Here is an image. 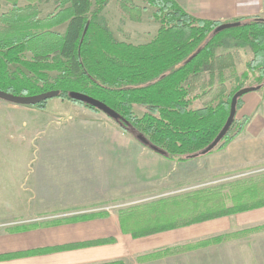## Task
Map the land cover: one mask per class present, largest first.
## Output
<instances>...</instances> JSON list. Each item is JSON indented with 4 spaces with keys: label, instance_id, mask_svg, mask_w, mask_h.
I'll list each match as a JSON object with an SVG mask.
<instances>
[{
    "label": "trees",
    "instance_id": "1",
    "mask_svg": "<svg viewBox=\"0 0 264 264\" xmlns=\"http://www.w3.org/2000/svg\"><path fill=\"white\" fill-rule=\"evenodd\" d=\"M11 9L0 16V92L33 96L58 91L62 100L78 102L72 92L92 96L115 110L118 126L135 139L142 136L148 149L170 160L189 161L225 149L246 126L249 118H235L228 133L208 153L205 150L223 130L230 115L232 97L244 87L264 89V17L236 20L229 28L189 14L176 0H145L153 8L151 19L159 24L152 41L133 44L120 41L103 10L112 0H56L55 12L40 17L41 0H5ZM121 8L136 21L142 9L131 0ZM129 5V6H127ZM146 9V8H145ZM67 23L64 34L55 31ZM249 47L253 58L237 75L233 47ZM222 49L227 51L222 52ZM221 52V53H220ZM31 53L30 59L26 57ZM231 69L232 87L227 95L201 108L193 106L191 80ZM227 79L220 84L228 87ZM50 99L34 104L46 110ZM239 99L237 109L240 107ZM136 108L144 113L139 116ZM264 207V174L240 178L170 196L119 212L123 233L134 238L170 231L207 220ZM106 212L35 222L12 232L79 223L107 217ZM264 230V225L218 235L196 243L168 247L138 258L140 262L220 244ZM96 239L0 255V260L85 248L115 242ZM103 264H124L112 261Z\"/></svg>",
    "mask_w": 264,
    "mask_h": 264
},
{
    "label": "crops",
    "instance_id": "2",
    "mask_svg": "<svg viewBox=\"0 0 264 264\" xmlns=\"http://www.w3.org/2000/svg\"><path fill=\"white\" fill-rule=\"evenodd\" d=\"M2 1L5 2V0H0V16L3 13L9 11L7 9H2L1 6L5 5ZM176 1L192 16L199 19L212 20L220 23H231L239 19L255 16L264 17V0ZM26 3L24 4L26 5ZM53 12H55V10L45 15H40V17H46ZM152 24L153 23H146V25L144 24L145 26L142 30H140L141 33L139 32L140 36L137 38H132V40L120 38L117 37V35L115 36L120 41L130 42L133 44H145L152 41L158 32L159 24L158 26L156 24ZM59 27H63L64 30L62 31ZM59 27H56L54 30L64 34L67 28V23ZM143 31L144 34L142 33ZM140 37H142L144 42L137 41L140 39ZM230 51L233 53L237 75H240L246 69L242 71L238 69L236 62V52H233L232 50ZM234 77L235 76H233L231 69H226L221 73L220 71H216L214 75H210L209 73L205 72L194 77L190 82L193 106L195 108H201L214 100L220 99L222 96H226L230 83L233 79H235ZM225 79H227L225 83L228 86L227 88L220 84V82L222 80L224 81ZM24 109L35 110V107H28L20 104H0V136L2 135V129L4 128L3 122L1 120H6V117L2 114L21 111ZM67 109L74 111L73 114L76 113L75 116L79 118L93 117L91 116L93 114L87 110H84V108L81 106L68 103ZM35 111L46 113L48 110H39L36 108ZM236 117L238 119L249 118V120L237 138L221 151L187 162L170 160L148 149L141 142H139V140L131 138L130 141H132L131 143H133L134 146L132 149L128 148L126 152L128 155H130V157L132 156L133 159L128 158L126 161L122 160V167L134 171V177L137 178L138 182H140L139 179H141L143 181L142 184L151 183V181L154 180L153 178L156 177H158L159 180L162 179L163 182H165L171 177V175H174L175 179L173 180V183L176 185L183 184V182L190 181L194 178H220L233 176L235 174L240 175V173H244L245 171L247 173H251L248 172L251 170L264 171V89L262 90L260 88L259 90L251 91L245 94L241 98L240 107L237 110ZM12 128L19 131L18 133L21 137L20 144L24 145L22 136L24 132H20L22 127L18 128L17 126ZM85 140L86 139L82 138H70L69 140L64 141L67 145H82L85 143ZM136 142L138 143V146L136 145ZM33 143L34 142L32 138L30 139L28 145H24L23 152L16 155L14 158V161L16 162L15 166H10L14 164L8 163L11 160L9 159V154L4 155V158L2 155H0V159L3 158L4 160L8 161L6 164L0 163V178L3 180V182H5L4 186L0 185V217L8 215H22L24 213L23 209L28 210L30 208L32 209L40 207L39 177H56L60 175L65 177L66 181L64 185L66 186L63 191V199L77 197L83 198L84 201L88 199L103 200L102 198H106L109 195L113 196L114 189L117 191V193L120 190V148L111 147L94 150L93 156L89 157L86 153L87 150H84L81 147H69L64 149V153L69 154V156L63 160L44 156L42 161L43 163L45 161L46 167H42L43 169H41V166H44V164H39L38 168L31 167L30 164V161L36 159V153H32ZM53 150L54 152L57 151V149ZM104 151L107 154H110V156L107 157V168L105 170H101L98 165V155L101 156V162L103 164ZM127 161L130 162V166L127 165ZM2 166L6 168L2 169ZM115 170L117 171V174H115ZM103 171H105V173ZM105 174L108 177V183L111 185V194L109 189L106 190L102 187L103 180L101 178ZM115 177L117 178V181H115ZM7 178H21L22 180L19 185L16 180L12 185H6ZM26 178H31L27 181L28 184H25ZM75 178L83 179L80 180ZM98 182H101L99 183L101 185L99 188L96 185ZM42 183L43 187H47L49 189L54 183V180H47L43 181ZM9 186L13 187L9 188ZM36 187L38 190H35L34 195V189H36ZM26 188H31L32 191ZM9 192H16L13 194V200L11 202L5 199L7 196L5 193ZM55 196L56 192L51 188V191L49 190L48 195L46 196V199L48 200L47 206L49 208H53L54 205L49 203L55 200ZM21 201H25L26 204H20ZM260 209L262 208L251 211H257ZM235 215L238 214L230 216L233 217ZM100 221L95 219L79 222L78 224L84 223L90 230H93L96 225L98 226L100 224L107 225V223H111V226L107 227L106 229H102L100 232L91 231V233L87 234L76 233L75 235H64L59 236V238H48V240L42 242L40 241V236L36 232L39 228L24 232H0V255L47 246L103 239L107 237H114L116 240L113 243L95 245L85 248L0 260V264H103L112 261H123L124 264H160V261H165L166 258L170 256L173 257V255L143 262H140L138 258L153 252L160 251L167 247L181 245L182 243V241H179L178 238L174 237V235L168 233L177 231L178 229L163 233L160 232L145 237L134 238L129 234L123 233L119 223H114L111 217L101 218ZM228 221L229 229H231L233 225L230 218ZM234 224H237L241 228L243 227V229L254 228L264 225V217L260 216L258 218L244 219ZM241 228L236 229L241 230ZM257 234L264 235L263 231L258 232ZM257 258H261L259 264H264V243L262 249L258 248L257 250Z\"/></svg>",
    "mask_w": 264,
    "mask_h": 264
},
{
    "label": "rangeland",
    "instance_id": "3",
    "mask_svg": "<svg viewBox=\"0 0 264 264\" xmlns=\"http://www.w3.org/2000/svg\"><path fill=\"white\" fill-rule=\"evenodd\" d=\"M131 1L134 5L142 9L141 21L131 19L129 14L123 11V9L121 8V3H123L122 0H112L102 12V15L106 18L108 24L113 29V32L115 33L114 35H117V37L120 38H127L129 40L140 36V30L143 29L146 23H153L152 25L156 24L158 26V23L154 22L151 19L153 8L148 5L145 0ZM2 2L5 4L1 6L2 9H11V4L6 1ZM19 3L20 5H23L26 2L25 0H20ZM38 6L40 9L39 15H45L49 12H52L53 10H56L55 0H41V2L38 3ZM59 28L62 31L64 30L63 27ZM142 33L144 34V31ZM137 41L144 42L142 37H140V39H138ZM231 50L233 52H236V62L238 65V69L241 71L247 69L248 63L253 58V53L250 48L234 46L233 48H231ZM225 51L227 50L222 49V52ZM26 57L30 59L31 53H27ZM233 82L230 83L229 88L232 87ZM0 101V104H14L1 98ZM68 103L83 107L84 110H87L88 112L93 114L91 115L93 117H76V113L73 114L74 111L67 109ZM24 106L35 107L33 105ZM35 110L24 109L21 111L2 114L6 117V120H1L3 122L4 128L2 129V135L0 136V155H2L4 158V155L9 154V159L11 160L8 162L2 158L0 159V163L6 164L8 162L9 164H14L10 166H15L16 162L14 161V158L16 157V155L23 152L24 145H28L30 139L32 138L34 142L32 153H36V159L30 161V164L31 167L34 168H38L39 164H44V166H41V169H43L42 167H46L45 161L44 163L42 161L44 156H48L49 158L54 159L59 158L60 160H63L64 158L69 156V154L64 153V149L69 147H81L84 150H87L86 153L89 157L93 156L94 150H99L101 148L106 149L111 147H118L120 148L119 158L121 160V166L119 167L120 190L117 193V191L114 189L113 196L109 195L106 198H102L103 200L88 199L84 201L83 198L77 197H72L71 199H63V191L66 186L64 185L66 181L65 177H63L62 175L56 177H39L40 207L32 209L30 208L28 210L23 209L24 213L22 215H8L0 217V232H12V228L33 224L35 222H44L52 219L72 216L74 214L99 211L108 213L109 215L104 218L111 217L113 222H117L118 224L119 212L122 210H126L132 206L146 204L170 196L185 194L205 187L224 184L226 185L240 178H257L264 174V171H258L255 169L256 171H248L251 173H247L245 171L244 173H240V175L235 174L229 177H205L199 179L194 178L179 185L173 183L175 176L171 175V177L168 178L165 182H163L162 179L159 180V178L156 177L157 179L153 178L154 180H152L151 183L142 184L143 181L141 179H139L140 182H138L137 178L134 177V171L122 167V160L126 161L128 158L133 159L132 156L130 157V155L127 154L126 150L128 148H133L134 145L130 140L134 137H132V135H130L129 133L124 132L118 126V124L106 113L102 111H94L78 102L62 100L59 97H55L49 100L46 109L48 111L46 113L37 112ZM135 112L139 116L144 113L141 108H136ZM17 126L18 128L22 127V129H20V132H24V134L22 135L24 145L20 144L21 137L18 133L19 131L12 128ZM70 138H82L86 140L82 145L65 144L64 140H69ZM137 142L136 145L138 144ZM53 149H57V151L54 152ZM103 156L104 166L101 162V156L98 155V165L101 170H105L107 168V157L110 156V154H107L104 151ZM127 165H131L129 161H127ZM1 168L5 169L6 167L2 166ZM103 172L105 173V171ZM115 174H117L116 170ZM29 179L26 178L25 184H28L27 181ZM75 179L82 180L83 178ZM101 179L103 180L102 187L106 190L109 189V192L111 194V185L108 183L107 175H103ZM15 180L19 185L22 179L7 178L6 185H12ZM47 180H54V183L49 189L47 187H43L42 183L43 181ZM115 181H117L116 177ZM99 183L101 182H98L96 184L98 188L101 187ZM0 185H5V182H3L1 178ZM12 187L13 186H9V188ZM37 187L36 189H34V195L35 190H38ZM51 188L56 192L55 200L49 203L54 205L53 208H49L47 206L48 200L46 199L48 191H51ZM26 189L32 191L31 188ZM15 193L16 192L5 193V195L8 196V199L7 196L5 199L11 202L13 200L12 196ZM22 203L26 204L25 201L20 202V204ZM240 213L241 214L236 213L238 215H235L233 217L228 215L220 217L221 219L216 218L201 222L199 224L197 223L198 225L193 224L194 226L190 225L187 227L178 228V230L175 229L177 231L168 233L174 235V237L178 238L179 241H182L181 245H185L196 243L204 239H209L220 234H227V232H240L245 229H243V227H239L234 223L240 222L244 219L258 218L260 216L264 217V208L262 207V209L257 211L250 210V212L248 211L246 213ZM229 218L233 225L231 229H229ZM97 219L99 221L101 220V218ZM109 226H111V223H107V225L100 224L98 226L96 225L93 230H90L84 223H72L70 225L64 224L59 226L43 227L39 228L36 232L40 236L39 238L42 242L48 240V238H59V236L64 235H75L76 233L87 234L91 233V231L100 232L102 229H106ZM236 228H241V230ZM257 233L249 235L247 237L232 239L220 244L200 247L189 252L187 251L186 253L184 252L175 254L173 255V257L170 256L166 258L165 261H160V264H259L261 258H257V250L258 248L262 249L263 247L264 235H258Z\"/></svg>",
    "mask_w": 264,
    "mask_h": 264
},
{
    "label": "water",
    "instance_id": "4",
    "mask_svg": "<svg viewBox=\"0 0 264 264\" xmlns=\"http://www.w3.org/2000/svg\"><path fill=\"white\" fill-rule=\"evenodd\" d=\"M234 24L233 23H225L222 24L219 29H225V28H229L232 27ZM261 87L260 86H252V87H244L242 89H240L233 97L231 100V108H230V115L229 118L227 120L226 125L224 126L223 130L220 132V134L218 135V137L215 139V141L205 150V154L208 153L209 151L213 150L218 144L219 142L224 138V136L228 133L231 125L233 124L235 118H236V114H237V106H238V102L239 99L242 98L245 94L251 92V91H256L259 90ZM58 96V91H50V92H46L43 94H39V95H33V96H18V95H14V94H10L7 92H0V98L4 99L6 101L12 102L14 104H20V105H32L38 101H41L43 99H49V98H55ZM71 97L75 100H78L80 102H84L86 104H89L95 108H98L100 111L106 113L110 118L112 119H118L119 118V114L113 110L112 108H110L107 104H105L104 102L83 94V93H79V92H72L71 93ZM139 140L142 143H147V140L140 136Z\"/></svg>",
    "mask_w": 264,
    "mask_h": 264
}]
</instances>
